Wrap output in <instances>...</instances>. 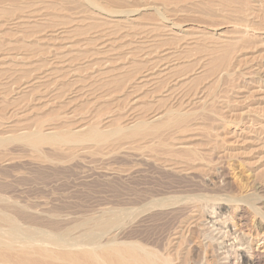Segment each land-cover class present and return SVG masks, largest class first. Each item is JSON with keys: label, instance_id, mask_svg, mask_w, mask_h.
Here are the masks:
<instances>
[{"label": "rangeland", "instance_id": "rangeland-1", "mask_svg": "<svg viewBox=\"0 0 264 264\" xmlns=\"http://www.w3.org/2000/svg\"><path fill=\"white\" fill-rule=\"evenodd\" d=\"M6 1L2 2V4L0 2V17H2L0 19L1 22L0 24L3 23L2 26L0 25L1 27L0 32L2 30L1 33H3L2 34L3 37L1 38L3 40H1L0 42V49H1L0 51L2 52L4 49V52H8L9 55H11L9 57H13L16 53L22 55L20 59L23 60V62L25 61V63H27L28 65L32 64L31 65L32 67H30L29 70H31V72L33 73L35 69L34 66H36V64L38 63H47L51 53L53 52L61 53L62 51L61 54H65L66 50L69 51V49H71V51L69 52L70 55L71 53H72L71 55L72 57L74 54L75 55L73 58H71L72 63L70 64L72 65V69L73 67L75 68V71H73V74L71 72L69 74L62 73L60 76L61 77L60 82L58 78H56L57 81L54 80V78H51L54 80V82L51 81V79L49 78L50 83L52 82L54 84L51 83L49 85V79L46 80L48 81L47 86H49L47 90L44 87L45 84H47L46 81H42V79L40 81V79L38 78L41 83L38 81V79H36L33 85L35 84L37 85V82H39L40 84L45 82V84H43L44 86H42L43 89L45 90H43L42 87L40 88L39 87L40 84H39L37 85V87L36 85L34 86L36 89L35 88L33 89L32 86H31L32 88H25L27 92L25 93V89H23L24 85L22 84L23 83L22 81L25 82L27 81V79L29 80V78H33V76L35 75V73L37 74V72H35L34 75L29 74L31 72L28 71V66H27V69H25L27 71H25V73L22 70L17 72L21 75L20 77L22 76L24 77V74H27L29 72L28 73L29 76L27 75L25 76L27 79L22 80L23 78L22 79L19 78L16 71H13L12 69H10V71L6 69L3 70L2 69L3 67L2 68L0 67V124L7 122L9 124L19 125L20 123L24 122L28 126L31 125L29 127H34L35 121L37 122L39 120L44 122L45 121L44 119H46V121L48 122L45 123H50L51 121H53V123L56 122L57 124L59 122L60 125H62L60 121L66 122L63 123V125H66L70 121L69 122L70 124L68 125L72 126V122L75 124L78 120L79 121L80 119L83 120L85 116H86L85 119L91 118L90 116H92V118L95 116L93 119L96 122L98 121L97 123L99 125L104 124L103 122L106 121L105 117L112 118V121L114 123L125 124L131 121V116H133L134 114L135 115L143 114L144 116L147 114L145 116L146 118L147 116H150L148 115V113L151 114L153 109L155 111L157 110L156 108H159L160 100L159 102H157L158 101L157 98L160 97L163 98L162 96L164 94L162 93L164 87L167 86L170 87V85L172 84V82L169 81L170 79L164 80L165 82L167 81L166 84L164 83V81L162 82V80H160L163 85L161 83L158 84L160 87L161 85L163 87L162 90H160L159 88L160 93L159 90L157 91L159 94L155 90H153V89L157 90L158 84H157V88L147 87V88H141L139 90L135 88L136 86H134L135 88V92H134V90H132L134 89L132 87L133 85L129 83L130 81L132 82L133 78H135L137 75L140 74L139 71H141V69H143L147 65L146 61L157 59L158 57L161 56L162 48H164L165 46L174 45L170 43L162 45L160 42H158L159 36L157 35V32L155 30H152L151 28L153 22L157 21V16L155 15V13H153L152 9H147L141 13L131 15L127 20L119 24H115L114 21H110V19L105 18L107 19L106 21L109 24L103 25L101 21L102 19H99L100 17L99 15L94 16L93 18L90 19H86L88 17L84 18L85 16L83 17V12L80 9V7L78 9L71 8L68 6L60 7L59 5H56L54 3H52V6H47L48 0H28V1L26 0V3L25 0L23 1L21 0L23 3H21L20 0H16V3H8ZM92 1L96 3H102V5H105L109 10L141 8V6H143L145 3L147 4L155 3L157 8L161 12H164V15L173 13L172 9L175 8L171 4L163 3V0H127V1L124 0L123 2L116 0H92ZM104 1H107V4H104ZM256 1H258V4H256ZM249 2L251 4L253 2L255 8H257L258 5L257 9L259 10L257 11V13H259L258 16L261 14L260 15L261 17L260 16L259 17L263 20L264 0H249ZM53 8H59V9L57 11H54ZM214 9L216 8L211 9L214 11L213 13L214 14L215 12L217 14L219 13L218 15L217 14L216 15L220 16V11L218 10L219 11L218 12L217 10L215 11ZM29 10L34 11V14L36 13L42 14L44 15V17L43 19L39 20V24L33 27L30 25V28L29 27L27 28L28 30H26L25 32L27 36L24 37L22 36V34L18 36L17 30L15 31L16 33H14L15 28H13V24H12L13 19H10V17L13 15H14L13 17H15V15H18L19 12L22 13L24 11V13H26ZM24 13L22 15H24ZM225 14H226L225 12L222 13V15ZM72 16L77 18V20L83 17L82 18L83 22L81 25L68 26L66 28L67 30H70L76 27L75 31L66 33L67 36L70 37L57 38L55 41L51 40L49 44L47 43L44 44L43 42H41V40H37L39 38L38 36L44 35V33L49 32V30L56 29L58 26L61 25L62 22L67 21V19H73L74 17ZM66 24L70 25L71 23L70 24L63 23V25ZM257 32L260 33L264 31L260 29V31L257 30ZM257 32H255V34H258ZM17 36L19 40H16L18 39L15 38ZM20 37L22 39H20ZM27 39L30 40L27 41ZM255 41L261 43L262 41H264V37L262 35L261 38H258V36H256L253 43L251 42L252 46H254ZM13 46L19 49L17 50L16 48H12ZM252 46L250 45L248 47L249 50L245 49V51H243V54L242 55L240 54V56L238 52H234L237 53L238 57L236 54L233 53L234 56L232 55L231 64L229 65V67L231 66L232 70H230L228 67L227 68L228 72H226L225 76L223 75V73L225 72H222L221 74L218 73V71L215 72L216 74L218 73L223 76H220L222 78L219 77L218 79L219 82H217L214 85V87H216L217 85V88L216 89H213L214 87L212 88V90H214L212 91V93H214L215 96L214 94L211 95V93H209L211 96L209 94L208 95L210 97V101L211 100L213 101L212 98L216 97L217 95L216 97L218 99V100L216 99L217 102L215 100H214L215 103L210 102L209 99L207 98L208 95H206L207 93L206 91L208 89L207 85H209L210 81L212 80V76H214L215 73L214 75L213 74L210 75L211 77L209 76V74H207L206 76L204 74L203 76L202 73H196L197 76L202 75L201 76L202 78H200V80L197 77V80H199V82L192 81L190 82V84L185 83L186 85L188 84L187 85L188 89L185 88L186 86L184 84L178 87V89L180 90V91L178 90L179 92L174 91L176 94L179 93L177 94L176 97H175L176 95L175 93H172L173 97L169 96L170 98L168 100L169 104H167L166 100L164 103H160L161 105L165 103L166 105H172V103H174L173 106H175L176 103L179 102V101L178 102L175 101V99L180 100L182 98L183 101L181 99L180 100L181 103L179 102V104L180 105L182 104L181 106H187V108L190 107L189 109L192 112L194 111V115H196V118L195 116L194 118H191V120L193 119L191 122L192 123L197 122L198 124L200 122L201 124L203 122L205 123V124L203 123L206 126L205 128L203 127L202 124L201 125L202 128L199 127L200 129H198V127L196 126L195 127L196 129L194 130L185 133H179L177 135L178 138L179 135L182 137L184 136L190 137L189 138L190 144L194 145L196 151L198 150V152L200 153L197 154V156L199 157V158L197 157V159H201V160L197 161L195 158L193 159L195 161L192 163V159L188 160L184 152L183 153L179 152L177 154L170 155L168 154V152L165 153L166 149L164 147L162 148L159 147L158 145H156L155 142L150 143L151 145L150 147L149 144H145L142 142V140L137 138H133L129 140L115 139L113 140V143L110 144V146L105 147V145H103L104 147L102 146V148H100L101 151L98 150L99 148L97 149V147L93 148L94 150L91 148V150L88 149L86 151H76L72 153V155H70L65 161H60V162H53L49 160V158H53V157L55 158L56 156L63 157L64 155H66V151L55 150L52 147L46 145L40 147L42 153L31 149V147H29L28 145L22 143H16V142L9 143L3 147H0V162H3V164L0 165V195L6 198L5 200L6 203L10 201V204H5L4 200H1L0 209H4V208L8 209V212H10V214L12 215V220L10 223H12L14 227H16V232L14 234V237L16 240L20 241V242L18 241V243H23L24 245L28 246L30 249L33 250L39 249L41 247L53 249V243L50 241L49 237H45V236L36 237L34 241H29L26 237L23 236L24 234H32L34 236L36 235L38 236L42 234V231L44 233V230H46L49 234H57L63 237L71 238L73 236L74 237L78 236L77 244L75 247H79L81 246L83 240L86 238L84 237V235L88 236V234H90L88 230H83V228L80 226V222L78 221L83 214L86 215L89 214V212L93 213L95 211H99L102 208L109 209L111 207H115L119 205L121 206V204L122 206L123 205L127 206L137 201L147 200L150 197L165 196V195H170L171 193L181 194V195L195 194V193L196 194L202 193V195L215 194L220 196L221 198H226V199L235 198L234 200L236 201L234 202L240 203L243 207L247 205L246 206L247 208L245 207L246 208L245 210L247 211L246 217L248 216L246 218V223L251 228L252 234H254L256 231L263 232L264 231V226H263L264 225V190H263L264 189V152L258 154L260 150H255L254 148H252V145L248 147L250 143L242 139L250 134L249 132L247 133L248 128L256 130L258 127V123L257 121L254 120L253 116H256V114L258 115L259 112L262 113V114L259 113L260 115H264L263 114L264 93L261 92L264 90L263 89L264 71L262 70L261 73V69H263L264 67L263 66L264 43L262 42L261 44H255L256 48L255 49L253 48L254 52L251 51ZM8 48L10 49L11 52L8 50ZM22 48L24 49L25 53L21 52V50L23 51ZM48 48L50 52L48 51ZM258 49L260 50L258 51ZM36 50H38L37 52H39V54L37 53L38 56H36L35 58L33 56L34 55L33 52L36 54L35 52ZM39 50H41L42 52H40ZM46 50L50 54L46 53L47 52ZM26 51L28 55L26 54ZM31 51L33 52L31 53ZM43 51H45L46 54H43ZM193 52L195 51L193 50L191 52L192 54H190V58H187L188 61L191 59L189 62L185 59L186 62L183 60V63L182 61H180V65L179 66L177 65L178 69L176 68V71L178 73L179 70L180 73H187V72L190 73L191 71L193 73L195 72L194 70H196L199 67V65H201L202 62L200 61L203 60L202 58L205 55L203 56L201 55L203 53H201L199 56L200 52H198V54L196 52L195 55L191 57V55H193ZM40 53H42V56L40 55ZM25 55L27 56V58ZM244 55L245 56L247 55V58H245ZM198 56H199V62L196 60ZM241 56L243 57V59L244 58L246 59L243 60L245 61V64H243L244 62L240 61L242 60ZM233 57H235V59ZM238 58L243 65L239 63V61H237ZM9 59L10 58H8L7 56L6 60ZM20 59L19 60L17 59V61H20V63L22 64V61ZM204 59H205L204 62L206 61L205 63H208L209 59H207L206 56L204 57ZM234 60L236 61L238 70L236 68L237 66H234L235 64H233L232 66V63H235ZM191 61L194 63L197 61L198 64L195 63V65L197 64L198 66L196 68L195 65H193L194 68L192 69L193 66L191 65L192 66V67L190 66L191 71L189 72V68H190L189 63L193 64ZM246 62L249 63L250 65L247 64ZM25 63L24 65H27ZM181 64L186 65L188 71H186L187 69H184L186 68V66H184L183 68V65ZM251 65L253 66V68L255 67L259 68L258 71L256 70V72L260 74V75H256L259 77H256L255 75L253 76L255 77L253 79L255 80L253 83L248 77L249 71H247V69H244V71L246 70L245 74L244 73L242 74L241 72L244 66L250 67ZM232 67L233 68L235 67L236 70L233 69ZM239 67L241 69H239ZM12 71L15 72V74ZM21 72L24 74H22ZM237 72L240 73L236 74ZM227 73L229 75L230 73L232 74L228 77ZM74 74L76 76H73ZM234 74L238 76L236 77ZM128 75H131L132 78L131 76ZM223 77L226 78L228 77V79ZM115 78L118 80L117 82ZM127 78L128 81H125V79ZM259 78L260 80H257ZM129 79L131 80L129 81ZM224 79H226L228 83H226V80ZM122 80L124 83L122 82L123 85L121 86L119 83ZM222 81L224 82L222 83ZM71 82H73V84ZM125 82H127L128 85H126L127 83ZM220 82L222 84H220ZM17 83L18 85H16ZM168 83L169 85H167ZM20 84H22V86ZM70 84L73 85L72 89H74L77 85L75 90L77 91L78 95L75 90L73 91L70 88L71 87ZM197 84L198 86H201V88L203 85L205 86L206 84V86L204 87L205 90L204 89L200 90V87H198ZM255 84L257 85L260 84L262 87L260 85L257 86ZM51 85H55L56 88L60 87L61 89L59 90V92L61 91V93H63L65 97L61 95V93L58 94L59 92L56 89L55 90L57 92H54L53 89L55 87H53L52 89L50 88ZM129 85H131L132 88ZM191 87L192 89H194L196 93L194 94V92L192 91L195 97L199 98L202 96L200 100L207 101L208 99L209 102L204 101L201 103V101L198 100V98H194L193 95H190L192 94ZM20 88L22 89V92L24 91L23 92L24 94L21 91H19L21 90ZM37 88L39 93L37 91ZM196 88H198L199 91L196 90ZM29 89H32V91L31 90L29 91ZM41 89L45 93L43 91L41 92ZM51 89L53 90V92L51 91ZM130 89L133 92H131ZM142 89L144 91H142ZM146 89L147 91L152 90L150 91L152 94L149 95L150 93L148 92L149 94L146 96L145 93H143L146 91ZM65 90L66 91L68 90L67 93H65ZM128 90L130 91V93ZM181 91L183 92L181 93ZM187 91H189V93H186ZM42 93L45 95H47L48 93V95L45 96ZM68 93L71 94L69 95ZM72 93L74 94L76 100H73V102L72 101L68 102V100L64 101L66 97L67 99L71 98L70 100H72L71 97L73 96ZM153 93H155V95ZM184 93L185 95L186 94L187 95L185 96ZM197 93L200 95H198ZM36 94L38 95V97ZM40 94L42 97L45 96V98H47L46 99L47 101L46 100L44 101L45 99L44 97L41 100V96L39 98ZM51 94L53 95L58 94L57 99H59V101L54 96L56 99V103H54L55 99L53 100V95ZM18 95L22 97H19ZM59 95L63 97L59 98ZM152 95L154 96L152 97ZM205 95L207 99H205ZM14 96L16 99H14ZM35 96L39 99H37ZM76 96L79 97L77 98ZM149 96H151V98ZM49 97H50V101L48 99ZM148 97L149 99H147ZM225 97L227 100L223 99ZM155 99L156 101H154ZM186 99L188 100L186 101ZM190 99L192 100V102ZM15 100L17 102L20 101L19 104L17 103L18 104L17 106H15L16 105ZM51 100L53 102L52 104H44V102L51 103ZM149 100L150 103H148ZM197 100L199 102H197ZM42 101L45 107L44 105H42ZM152 101H154V103H151ZM169 101H172V103ZM60 102L64 103L63 105H65L68 109L66 107L65 108L67 110L60 107V105L62 106ZM66 102L70 104L69 105L67 104L68 105L67 106L65 104ZM190 102L192 104L193 102L194 104L200 103V105H197L198 107L195 106L196 108L195 109L194 104L191 105ZM205 102L207 104H205ZM185 103L188 104L183 105ZM210 103L212 105L214 104L213 105L214 109L218 108L216 110L217 112H219L218 110H220L221 108L223 109H221L220 113L218 114L215 111L217 114L216 115L214 113V109L213 108L211 109L212 105ZM208 104L209 106L211 105L209 109H207ZM57 105H59L60 108ZM71 105H73L75 108L71 107ZM77 105L79 106L77 107ZM181 106L179 108H182ZM199 106H202L206 110L208 115L205 114L206 112L202 111L203 109L202 110L200 109L202 107L199 108ZM176 107H178V104L176 105ZM10 109H12L13 111ZM60 109L61 110L63 109V112ZM64 110L67 112H65ZM72 110L75 111L73 112ZM196 110L198 111L201 110L202 112H205L203 113L205 115L197 114L198 111ZM207 110H211L210 112H213L215 114L214 115L211 113L212 116L215 118H209L211 115H209L210 113H208ZM222 110L223 113L225 112L224 113L225 116H223L224 114L221 112ZM70 111L73 112V114L75 113L74 114L75 118L71 117L73 116V114L71 113L70 115L69 114ZM59 112L63 113V115L65 116L69 114L68 116H66V119L70 117L69 118L70 120H66L65 116L63 118L62 115H60L61 113ZM57 114H59L58 116L62 118L59 119ZM246 114L248 115L246 116ZM80 115L82 117L84 115V117L82 118ZM197 115L198 117H200L201 115V118H198ZM221 116L222 118L224 117V119H219L221 118ZM244 116L245 119L243 118ZM203 117L206 118L207 122L204 121L205 119L200 120L203 119ZM27 118H29L30 120H27ZM207 118L209 119L207 120ZM25 119L27 120V122H25L26 121ZM195 119L200 120V122H198V120L194 121ZM211 119L212 120L219 119V120L218 121L215 120L217 121L216 123L215 121H211ZM18 120L19 123H15L16 121L18 122ZM10 121L14 123L12 122L10 123ZM226 121H228V123H224ZM188 122H190V119L188 120ZM208 122L211 125L210 124L208 125ZM212 122L213 123L215 122L216 124L214 127L215 129L213 128L214 125L212 124ZM218 124H219V128H218ZM224 124H226L225 128L227 130H229L230 127H231L230 130L231 129L233 130V128H235V131L238 133H242L245 130L246 134L242 133L245 136H243L242 134L241 135L239 134L238 136L236 134L234 136V134L230 135L228 133H225L226 131H223L224 129L222 128ZM207 125L211 126L212 128L208 127L207 129ZM220 125H222V127H220ZM243 127L246 129H244ZM209 128L213 130H217V132L214 131L216 134L219 131V133L217 134L218 138H216L217 136L214 133L215 140L219 139L217 141L218 144L215 143L216 145H214L213 143L215 141L214 137H213V142L211 141L212 140L211 135L213 136V130H210ZM239 129H242V131L240 130L241 131L240 132ZM205 130L207 132L210 131L211 134L208 132V135H210V137H208L207 134H205L206 133ZM263 135L264 134H261L260 137L262 142H264ZM221 141L223 143L220 144ZM211 142L213 146L211 145ZM244 142L248 144L246 145ZM141 144H143L144 146ZM153 144H155V146ZM146 146L150 147V149L149 148L147 149ZM95 149H97L96 151L98 152H96ZM203 150H207V151H203ZM210 150L212 152H209ZM182 161H185L187 165ZM174 162L178 164L177 166L179 167L182 166L184 168V169L182 168L183 170H181V173L179 171L177 172L176 170L177 166ZM190 162L193 164V166H191L192 164ZM167 163L171 165H173L174 163L175 165L172 167L175 169L169 167ZM254 184L257 185L255 186ZM259 184H261L260 186H262L263 189L258 188ZM12 201L14 204L11 203ZM207 206L208 207L206 206L204 207L205 209L204 211H206L204 214V218L206 220L204 218L202 219L204 221L202 222L203 223L202 226L205 224L204 225L205 227L204 226L203 227L206 229L209 228V231H211L210 235L212 234L213 236L212 242L214 243L215 246H217L216 247L217 253L220 255L222 254V257H226L220 260L222 264H243L242 256L249 255L248 252L250 250L249 249L250 246L256 248L258 244L259 247L257 248L259 250L264 249V247H260L261 244L259 242L255 241V239L253 240L252 235L250 236L247 234V229L245 227H244L245 229L242 231V230H238L237 226L235 227L234 225H232L238 222V219L234 217V215H232L231 212L228 211V207L226 204H221V205L208 204ZM253 206H255L258 209V213L252 212ZM177 219L178 217L175 213L173 215L172 214L166 215V213L163 214L159 213L158 215L156 214L149 217L146 220V224L144 222L143 224H140L138 226L136 225V227L134 226L135 228L133 227V229L132 228L129 229V233L131 232L132 233V234L130 233L131 236H133L136 239L141 237L147 239L149 242L157 243L158 241V243H160L162 242L163 239H165V237L167 236L166 234H168V231L170 232L173 229L172 226L173 225L175 226ZM0 223H5V222L0 221ZM26 225L32 226L33 229H35L33 230L35 232L23 230L21 228L22 226H26ZM63 253L64 252L62 251H57L54 253L55 256L58 257L57 258L58 262L62 264L66 262L65 257H67L64 256ZM41 255L43 254L38 255V257L35 256V258L39 261L46 260V258ZM261 264H264V256L261 261Z\"/></svg>", "mask_w": 264, "mask_h": 264}, {"label": "bare ground", "instance_id": "bare-ground-1", "mask_svg": "<svg viewBox=\"0 0 264 264\" xmlns=\"http://www.w3.org/2000/svg\"><path fill=\"white\" fill-rule=\"evenodd\" d=\"M4 1H6V0H0L1 4ZM22 1H21V3H23ZM116 1L123 2L124 0H116ZM6 2L16 3V0H7ZM25 3H26V0H25ZM52 3L59 5L60 7H67L68 6V7L77 8V9L80 7V9L83 12V17L84 16H85L84 18L88 17L86 19H90V18H93L94 16L99 15L100 16L99 19H102L101 21H102L103 25L109 24L106 21L107 19H105V18L110 19V21H114L115 24H119V23L127 20L129 18V16H131V15L141 13L147 9H152L153 13H155V15L157 16V21L153 22L151 28H152V30H155L157 32V35L159 36V40L157 39L158 42H160L162 45L163 44H169V43L174 44V45L173 46H171V45L165 46L164 48H162L161 49V56L158 57L157 59L146 61L147 65L143 69H141V71H139L140 74L137 75L135 78H133L132 82L130 81L131 79H129V81H130L129 83H131V85H133L132 86L133 88H134V86H136L135 88H137L138 90L141 88H147V87L148 88L149 87L150 88H157V84L161 83L160 80H162V82H163L165 79H167V80L170 79L169 81H171L172 84L170 85V87H168V86L164 87L163 93H162V94H164L162 96L164 99L161 97L157 98V100H158L157 102H159V100H160L159 105L161 107L163 105L164 106L161 108L158 105L160 109L156 108L157 110H155V111L153 109L151 114L148 113V115H150V116H147L146 118H145V116L147 114L145 116L143 114L142 115H139V114L135 115L134 114L133 116H131V121H129L125 124H117V123H114L112 121V118L105 117L106 121L103 122L104 124L102 123L103 125H99L97 123L98 121L96 122L93 119L95 116L93 118H92V116H90L91 118H87V119H85L86 118V116H85V118L83 120L79 118L80 121L78 120L75 124L71 121L72 126L68 125V124H70L69 123L70 121L66 125H63V123H66V122L60 121L62 124V125H60L59 122L57 124L56 122L53 123V121H51L50 123H45V122H48V121H46V119H44L45 120L44 122L39 121V120L37 122L35 121L34 127H29L31 125L28 126L24 122L20 123L19 125L9 124L6 122L3 124H0V147H3L9 143H15L16 142V143H22V144L28 145L29 147H31V149L41 152L42 150L40 149V147H42L43 145H46V146L52 147L55 150H65L66 151V155H64L63 157L56 156L55 158L54 157L49 158V160H51L53 162H60V161H65L70 155H72V153H74L76 151H86L88 149L91 150V148L93 149L95 147H97V149L99 148L98 150L101 151L100 148H102L103 145H105V147L106 146L108 147V146H110V144L113 143V140H115V139L116 140L117 139H128L129 140V139L137 138V139L142 140L143 143L149 144V145H150V143L155 142L156 145H158L159 147H161V148L164 147L166 149L165 153L168 152V154H170V155L171 154H177L179 152H182V153L184 152L186 154L185 156H187L186 158L188 160L192 159V163L195 161V160H193L195 158L197 161L201 160V159H197V157H198L197 154H200V153L198 152V150L196 151V148L194 145L190 144V142H189L190 137H187V136L182 137L179 135V138H178V136H177L179 133H185V132L196 129L195 128L196 126L198 127V129L202 128L201 125L204 122L202 121L203 123L201 124L200 120L205 119L204 121H206V118L203 117V119H200V120L197 119L198 122H200L199 124L197 122H195V123L191 122L193 120V119L191 120V118H194V116L196 118V115H194V111L192 112L189 109L190 108L189 105L194 104V102H193V104L191 103L192 98L190 99L191 102L188 105L189 108H187V106H181L182 104L181 105L179 104L180 100L182 99L181 96H184L185 93H184V95L180 96V98H181L180 100L175 99V101H177V102L179 101L178 103H176V105L178 104V107H176V105L173 106L174 103H172V101H169L172 103V105H166V103L161 105L160 103H164L166 100L167 104H169L168 103V100L170 99L169 96L171 97L172 93H175L176 91H178L179 90L178 87L184 85L185 83L190 84V82H192V81L193 82H199L200 78H202L201 76L202 75L204 76V74H205V76L207 74H209V76H210L212 74L214 75V73L218 71V73H220V74L222 72H225V73H223V75L225 76L226 72H228L227 68L231 64L232 55L233 56H234V54L237 55V53H234V52H238V54L240 56V54L241 55L243 54V51H245V49L249 50L248 47L250 45L252 46L251 42L253 43L256 36H258V38H261V35L264 37V32H260L261 34L259 32H257V30L260 31V29L264 31V19L262 20L260 18L261 14L259 15L260 16L259 17L258 16L259 13H257V11L259 10V9H257L258 5H257V8H255L253 2L251 4L249 2V0H163V3L171 4L175 7L174 9H172L173 13H171V14L169 13V14L164 15V12H161L157 8L155 3H152V4L151 3H149V4L145 3L143 6H141V8H126V9H119V10H109V9H107V7L105 5H102V3H96L92 0H48L47 6H52ZM104 4H107V1H104ZM256 4H258V1H256ZM213 8H216V9H214L215 11L216 10L220 11V16H217L219 13L218 14L216 12H215V14L213 13L214 11L211 10ZM58 9L59 8H53L54 11H57ZM80 9H79V11H80ZM224 12L226 14L222 15V13H224ZM23 13H24V11L22 13L19 12V14L15 15V17H13L14 15L11 16L10 19H13L12 24H13V28H15L14 33H16L15 31L17 30L18 36L22 34V36L25 37V36H27L25 33L26 30H28L27 28L28 27L30 28V25L33 27V26L39 24V20L43 19L44 15L39 14V13L34 14V11H32V10L31 11L29 10L28 12L24 13V15H22ZM78 14H80V13H78ZM74 16H72V17H74ZM1 18L2 17H0V19ZM82 18L79 20H77V18H75V17L73 19H67V21L62 22L61 25L58 26L56 29L49 30V32H45L44 35L38 36L39 38L37 37L38 38L37 40H41V42H43L44 44L45 43L49 44L51 42V40L55 41L57 38L70 37V36H67L66 33H70V32L75 31L76 27L73 29H70V30H67L66 28L68 26L81 25L83 22ZM8 23H9V21H8ZM30 23H32L33 25ZM63 23H69V24L71 23V24L70 25H67V24L63 25ZM2 24H0V25L2 26ZM0 29H1V27H0ZM1 32H2V30H1ZM1 32H0V42H1V40H3V39H1L3 37V35H2L3 33H1ZM22 32H24L25 34ZM255 32H257L258 34H255ZM18 36L15 38H18ZM105 36H107V35H105ZM24 37H23V39H24ZM20 39H22V38L20 37ZM16 40H19V38ZM29 40L27 39V41H29ZM32 41H34V40H32ZM262 42L264 43V41H262ZM261 43H258L257 41H255V44H261ZM255 44H254V46H255ZM254 46H252L251 51H253V48L255 49L257 45L255 47ZM262 46H263V44H262ZM12 48H16V47L13 46ZM16 49L18 50L19 48H16ZM8 50L10 51L9 48H8ZM193 50L195 52H193V55H191V57L194 56L196 52H197V54H198V52H200L199 56L201 53H203L201 55H203V56L205 55L206 58L209 59L208 63H210V64L205 63L206 62V61L204 62L205 56L204 57L202 56L203 60H201V58H200V60H201L200 62H202V63L197 68V66H198L197 64L199 62V56H198L196 59L198 62L197 61L195 62V63H197L196 65L192 61L191 62L193 64L189 63V67L191 65L192 66L195 65V67L197 68L196 70H194L195 72L192 73V71L190 70L192 67L191 66L190 68L188 67L189 72L191 71L190 73H188V72L187 73H180V70L178 73L176 71L177 65L178 66L180 65V61H182V63H183V60L185 61V59L187 60V58H190V54H192L191 52ZM259 50L260 49H258V51ZM23 51H24V49H23ZM23 51L21 50L22 53H25V51L24 52ZM37 51L38 50L35 51L36 54L37 53L39 54V52H37ZM39 51L42 52L41 50H39ZM48 51H49V48H48ZM48 51L46 53L50 52V51L49 52ZM67 51L68 50H66V53H68V54H66V53L61 54L62 51H61V53H59V52L51 53L47 63L36 64V66H34V68H35L34 72L32 73L31 70H29V68L32 67L31 66L32 64L28 65L27 63H25V61L23 62V60L20 59L22 55H19L18 53H16L13 57H9L11 55H9L8 52H4V49H3V51H2L3 53L0 51V67L1 68L3 67L2 68L3 70L6 69V70L10 71V69H12L13 71H16V73L19 72L20 70H22L25 73V71H27L25 69H27V66H28V71L31 72V73L28 72L29 74L34 75V73L37 72V74L35 73L33 78L28 77L29 78V80H28L25 77L26 75L29 76L28 73L24 74L21 72L22 74H24V77L23 76L20 77L21 75L19 73H17V74H18L19 78H21V79L23 78L22 80L27 79V81H25V82L22 81L23 82L22 84L24 85L23 89L32 88V87L34 89L35 88L34 86L36 84L33 85V83L38 78L40 79V81H41V79H42V81H46L49 78L50 79L54 78V80L57 81L56 78H58L59 82H60V78H61L60 76L62 73L69 74L71 72L73 74V71H75V68L73 67V69H74L73 70L72 65L70 63H72L71 58H73L75 54L73 53L74 55L72 57L71 56L72 53H71V55L69 53L71 51V49H69L68 52ZM32 52L33 51H31V53ZM103 52H104V50H103ZM5 53H6V55H5ZM7 53H8V55H7ZM46 53H45V51H43V54H46ZM26 54H27V51H26ZM33 54H34L33 56L35 58H36V56H38V54L36 55L34 52H33ZM248 54H249V52H248ZM40 55L42 56V53H40ZM7 56H8V58H10L9 60H6ZM43 56H45V55H43ZM235 57H233V58L235 59ZM237 57H238V55H237ZM26 58H27V56H26ZM241 58H242V60H240V61L244 62L243 64H245V61H243V60H246L245 58H247V55L245 56L244 59L242 56H241ZM17 59L18 60L20 59L22 61V64L20 63V61H17ZM73 61H74V59H73ZM237 61H239V58L237 59ZM240 61H239V63H241ZM24 63L27 65H24ZM28 63H30V62H28ZM259 63H262V62H259ZM233 64H235L234 66H237L236 61H235V63H232V66H233ZM247 64H249V63H247ZM181 65H183V64H181ZM184 66H186V65H183V68H184ZM193 68H194V66L192 67V69ZM236 68L238 70V66ZM17 69H18V71H17ZM180 69H182V68H180ZM184 69H187V66ZM229 69L232 70L231 66L229 67ZM233 69H235V67ZM239 69H241V68L239 67ZM244 69H247V71H249L248 77L252 81V83L255 81V80H253L255 78L253 76L254 75L255 76L260 75L256 72V70L258 71L259 68H257V67L253 68L252 65L250 67L244 66L243 70H241L242 74L246 73L245 72L246 70L244 71ZM260 69H261V67H260ZM262 70L264 71V67H263V69H261V73H262ZM32 71H33V69H32ZM186 71H188V69ZM183 72H184V70H183ZM229 72H231V71H229ZM255 72H256V74H255ZM13 73L15 74V72H13ZM40 73H41V75H40ZM196 73H202V75L197 76ZM218 73L217 74L215 73V75L212 76V80L210 81L209 85H207L208 89L206 91L207 92L206 95H208L209 93H211V95L214 94V93H212V91H214V90H212V88L214 87V85L217 82H219V80H218L219 77L223 76V75H220ZM232 73H230V75ZM238 73H240V72H237L236 74H238ZM230 75L228 74V77ZM73 76H76V75L74 74ZM128 76H131V75H128ZM235 76H234V78H235ZM197 77L199 80H197ZM228 77L227 78L223 77V78L228 79ZM256 77H259V76H256ZM131 78H132V76H131ZM220 78H222V77H220ZM39 79H38V81H39ZM50 79H49V85L52 83V82L50 83ZM226 79H224V80H226ZM232 79H233V77H232ZM54 80L51 79V81H53V82H54ZM115 80H116V82L118 81L116 78H115ZM195 80H197V81H195ZM257 80H260V78ZM125 81H128V78L125 79ZM201 81H202V79H201ZM205 81H204V83H205ZM19 82H21V81H19ZM39 82H37V85H39L41 83V82L40 83ZM122 82H123V80L119 83L121 86L123 85ZM223 82L224 81H222V83ZM18 83L16 85H18ZM46 83L47 84H45V82L40 84L41 86L39 85V87L41 88L42 86H44L43 84H45L44 87L47 90V88L49 87V86H47L48 81H46ZM71 83L73 84V82H71ZM125 83H127V82H125ZM164 83L166 84L167 81L166 82L164 81ZM222 83L220 82V84H222ZM226 83H228L227 80H226ZM22 84H20V85L22 86ZM52 84H54V83H52ZM55 84H56V82H55ZM72 84H70L71 89L73 86ZM74 84H75V82H74ZM20 85H19V87H20ZM37 85H36V87H37ZM60 85H61V83H60ZM126 85H128V83ZM131 85H129V86L131 87ZM162 85L160 87L158 84L157 90L156 89H153V90H155L156 92L159 90V88H160V90H162V87H163ZM167 85H169V83ZM187 85L185 84V86H186L185 88H187ZM255 85H257V84H255ZM258 85H260V84H258ZM51 86H50V88H52V89H53V87H55V85H51ZM164 86H166V85H164ZM197 86H198V84H197ZM205 86H206V84H205ZM205 86L203 85L202 88H201V86H198V87H200V90H201V89H204ZM76 87H77V85H76ZM76 87L72 90L74 91L76 89ZM38 88H37V91H38ZM135 88L132 89V90H134V92H135ZM176 88H177V90H176ZM216 88H217V85L213 89H216ZM42 89H43V87H42ZM42 89H41V92L43 90H45V89H43V90ZM52 89H51L52 92H53V90H54V92H57L56 90H58V92H59V90L61 88L55 87L53 90ZM191 89H192V87H191ZM30 90L32 91V89H29V91ZM132 90H131V92H133ZM160 90H159V93H160ZM196 90L199 91L198 88H196ZM19 91L22 92V89ZM51 91H50V93H51ZM67 91L65 90V93H67ZM142 91H144V90L142 89ZM150 91H152V90L147 91V89H146V91L143 93H145L146 96L149 93H150L149 95H151L152 93ZM192 91L194 92V94H196L194 89H192L191 92ZM62 92H63V90H62ZM182 92L183 91H181V93ZM193 92L190 95H193ZM261 92L264 93V90ZM25 93H27L26 89H25ZM38 93H39V91H38ZM60 93H61V91L58 94H60ZM76 93H77V91H76ZM129 93H130V91H129ZM186 93H189V91H187ZM202 93H204V92H202ZM259 93H260V91H259ZM153 94L155 95V93H153ZM177 94H179V93H177ZM177 94L175 95V97L177 96ZM43 95H45V94H43ZM47 95H48V93H47ZM47 95H45V96H47ZM51 95H53V94H51ZM57 95H53V100L55 99V97L57 99ZM61 95H63V93H61ZM61 95H59V98L64 96V95L63 96H61ZM77 95H78V93H77ZM80 95H81V93H80ZM154 95H152V97ZM198 95H200V94H198ZM206 95H205V99L208 98L210 101V97H209L210 94L208 95L207 98H206ZM40 96H41V94L39 95V98H40ZM45 96H43V97L45 98ZM214 96H215V94H214ZM19 97H22V96H19ZM37 97H38V95H37ZM43 97L41 96V100ZM71 97H72V100H70L71 98L67 99V97H66L64 101L68 100V102L69 101L73 102V100H76L74 97V94ZM76 97L78 98L79 96H76ZM149 97L151 98V96H149ZM149 97L147 99H149ZM189 97H187V98H189ZM193 97L198 98V97H195V95H193ZM201 97H199L198 100H200ZM216 97H217V95H216ZM216 97H214V98L211 97L213 99V101L211 100L210 102L215 103V101L217 99ZM39 98H37V99H39ZM80 98H81V96H80ZM14 99H16L15 96H14ZM46 99L47 98H45L44 101ZM48 99L50 101V97ZM56 99H55L54 103H56ZM208 99H207V101H208ZM223 99L225 100L226 97ZM57 100L59 101V99H57ZM150 100L148 103H150ZM187 100L188 99H186V101ZM198 100H197V102H199ZM34 101H35V99H34ZM154 101H156V99ZM154 101H152L151 103H154ZM173 101H174V99H173ZM182 101H183V99H182ZM200 101L202 103L206 100H200ZM13 102H14V100H13ZM15 102H16L15 106H17L20 101L17 102L15 100ZM74 102H76V101H74ZM206 102H205V104H207ZM11 103H12V101H11ZM36 103H38V102H36ZM52 103H53L52 100H51V103L44 102V104H52ZM81 103H83V102H81ZM44 104L42 101V105H44ZM60 104H62V106ZM60 104H59L60 107H62L63 109L67 108L65 105H63L64 103L60 102ZM65 104L67 105L68 103L66 102ZM186 104H188V103H185L183 105H186ZM59 105H57V106L59 107ZM179 105L182 108H179L180 107ZM197 105H200V103H197V104L195 103L194 108ZM213 105H212L211 109L213 108ZM78 106L79 105H77V107ZM206 106H204V107H206ZM210 106L208 104L207 109H209ZM44 107H45V105H44ZM71 107L75 108L73 105H71ZM71 107H69V108H71ZM183 107H185V108H183ZM200 107H202V106H199V108ZM227 107H229V106H227ZM227 107H225V108H227ZM63 109L62 110L60 109V110L63 112ZM191 109H192V107H191ZM200 109L201 110L203 109L202 111L206 112V110L203 107ZM217 109H214L215 114L217 112L216 111ZM221 109H223V108H221ZM10 110H12V109H10ZM14 110H15V107H14ZM69 110H71V109H69ZM220 110H218L219 112H217V114L220 113ZM196 111H198V110H196ZM200 111H198L197 114H201V115L207 114V112L205 113V112H202V111L200 112ZM207 111H208V113H210L209 115H211L209 118H215L212 116V114H214V113L210 112L211 110H207ZM65 112H67V111H65ZM73 112L70 111V113L69 112L68 113L71 115V113L73 114ZM221 112L223 113V110ZM59 113H61V112H59ZM203 113H205V114H203ZM259 113H258V115L256 114V116L252 115L254 120L257 121V123H258V127L256 130L248 128L247 133L248 132L250 133L248 136H245L242 134V133L246 132L244 130L246 128H244V127H243L244 131L242 133L236 132L235 128H233V130L232 129L230 130L231 127L229 128V130H227L225 128L226 124H224L223 127H222V125H220V127H222L224 129L223 131H226L225 133H228L230 135L234 134V136H235L237 134V136H238L239 134L240 135L242 134L243 136H245V138H242V139H244V141H247L248 143H250L248 145V147H250L252 145V148H254L255 150L261 151V152L259 151V153H258V154H260V153L264 152V142H262V140L260 139L261 134H264V115H260L262 113H260V114ZM31 114H32V112H31ZM69 114H67L66 116H68ZM74 114L71 117H74ZM223 114H221V115H223ZM263 114H264V112H263ZM58 115L59 114H57V116ZM60 115H62L63 118L65 116V115H63V113H61ZM201 115H200V117H198V115H197V117L201 118ZM226 115H227V113H226ZM247 115L248 114H246V116ZM66 116H65V119H66ZM223 116H225V114ZM55 117H56V115H55ZM58 117H59V119L62 118L60 116H58ZM83 117H84V115H83ZM69 118L66 120H70ZM74 118H71V119H74ZM209 118H207V120ZM243 118L245 119V116ZM65 119H62V120H65ZM189 119H190V122H188ZM219 119H224V117L222 118V116H221V118H219ZM219 119H215V120L218 121ZM27 120H30V119L27 118ZM27 120L25 122H27ZM197 120L195 119L194 121H197ZM215 120L211 119V121H215ZM227 120H229V119H227ZM249 120H250V117H249ZM13 121H15V120H13ZM217 121H215V122L217 123ZM253 121H251V122H253ZM11 122L12 121H10V123ZM74 122H75V120H74ZM209 122H210V120H209ZM209 122H208V125L210 124ZM215 122L214 123L212 122V124L214 125L213 128L216 125ZM12 123H14V122H12ZM15 123H19V120H18V122L16 121ZM224 123H228V121H226ZM204 124H203V127L205 128L206 126ZM208 125H207V129H208V127L212 128L211 126H208ZM250 127H252V126H250ZM218 128H219V124H218ZM210 130H213V129H210ZM240 130L242 131V129H239V131ZM214 131L217 132V130H213V136L211 135L212 140L210 139L212 142H213V137L215 140L214 135L216 133ZM205 132H206L205 134H207V136L210 137V135H208V132L210 133V131L207 132L205 130ZM218 133H219V131H218ZM217 134H216V136H217ZM263 136H262V138H263ZM216 138H218V136ZM207 139H209V138H207ZM218 140L216 139L215 140L216 142L215 141L213 142L214 145H216L215 143H217ZM222 141H224V140H222ZM222 141L220 142V144L223 143ZM212 142H211V145L213 146ZM141 145H143V144H141ZM153 145L155 146V144H153ZM150 147H151V145H150ZM150 147H147V149L148 148L150 149ZM216 147H218V146H216ZM97 149H95V151ZM203 151H207V150H203ZM96 152H98V151H96ZM209 152H212V151L210 150ZM208 154H210V153H208ZM201 155H203V154H201ZM182 162L186 163L185 161H182ZM174 163H173V165L167 163V165L169 167L173 168L172 166H174L176 164V163L175 164ZM1 164H3V162H0V165ZM177 165L178 164H176V166ZM186 165H187V163H186ZM191 166H193V164ZM180 167L177 166L176 170H177V172L179 171L181 173V170H183L184 168L182 166H180ZM173 169H175V168H173ZM176 170H175V172H176ZM257 184H254V185L256 186ZM260 185L261 184L258 185V188L263 189L262 186H260ZM232 198H233V196H232ZM234 199L221 198L220 196L215 195V194L214 195H205V194L202 195V193L201 194L195 193V194L181 195V194L171 193L170 195H165V196L150 197L147 200L137 201V202H135L133 204H129L127 206H124V205L122 206V204H121V206L119 205V206L111 207L109 209L102 208L99 211H95L93 213L89 212V214H86V213H85L86 215L83 214L79 218V220L77 219L79 216L76 218L80 222V226L83 228V230H88L90 232V234H88V236L84 235V237H86V238L83 240L81 246L75 247L77 244L78 236L77 237L73 236L74 238L73 237H71V238L70 237H63V236L57 235V234H49L46 230H44V233L42 231V234L38 235V236L37 235L34 236L32 234H24L23 236L26 237L29 241H34L36 239V237H44L45 236V237L50 238V241L53 243V249L41 247V248L36 249V250L30 249L28 246L24 245L23 243H18L19 240H16L14 237V234L16 232V227H14V225L12 223H10L12 220V215L10 214V212H8V209H5V208L0 209V221L5 222V223H0V264H62V263L58 262V259H57L58 257L55 256V254H54L57 251H62V252H64L63 253L64 256H67V257H65L66 262L64 264H222L220 262V260H222L226 257H222V254L220 255L217 253V251H216L217 246H215L214 243L212 242V238H213L212 234L210 235L211 231H209V228L208 229L204 228L205 224L203 225L204 227L202 226V224H203L202 222H204L202 219L204 218V214L206 212V211H204L205 210L204 207L205 206L208 207L207 206L208 204H220V205L226 204L228 207V211L231 212L232 215H234V217H236L238 219V222H236L232 225H234L235 227L237 226L238 230H242V231L246 228L247 234L250 236L252 235L253 240L255 239V241H257L261 244L260 247H264V231L263 232H257L256 231L255 232L256 234L254 233L255 235L252 234L251 228L246 223V218L248 216L246 217L247 211L245 209L247 208L246 207L247 205L245 206L246 207L245 208L240 203L234 202V201H236ZM1 200H4L5 204H10V201H8L6 203V201H5L6 198L0 195V202H1ZM11 203L14 204L13 201ZM252 209H253L252 210L253 213H258V209L255 206H253ZM159 213H162V214L166 213V215L167 214L173 215L175 213L178 217V219L175 223V226L174 225H173L174 227L172 226L173 229L170 232L168 231V234H166L167 236L165 237V239H163V240L161 239L162 242H160V243H158V241H157V243L156 242H149L147 239H144L141 237L136 239L133 236H131L132 233L131 232H130L131 234L129 233V229H131V228L133 229L134 226L136 227V225L138 226L140 224H143L144 222L146 224V220L149 217L156 215V214L158 215ZM21 228L23 230L35 232V231H33L35 229H33V227L29 226V225L28 226L27 225L22 226ZM131 231H133V230H131ZM257 247H259L258 244H257ZM257 247L255 248L253 246H250V248H249L250 250L248 252L249 255H243L242 256V263L243 264H261V261H262L263 256H264V249L263 250L261 249L262 250L261 251ZM57 249H60V250H57ZM40 254H43L41 256H44L46 258V260H40L39 261L35 258V256L38 257V255H40Z\"/></svg>", "mask_w": 264, "mask_h": 264}]
</instances>
